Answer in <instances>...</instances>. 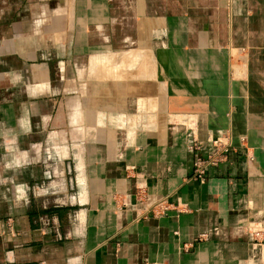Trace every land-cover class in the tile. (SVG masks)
I'll list each match as a JSON object with an SVG mask.
<instances>
[{
  "label": "crops",
  "instance_id": "crops-1",
  "mask_svg": "<svg viewBox=\"0 0 264 264\" xmlns=\"http://www.w3.org/2000/svg\"><path fill=\"white\" fill-rule=\"evenodd\" d=\"M262 224L264 0H0V264H264Z\"/></svg>",
  "mask_w": 264,
  "mask_h": 264
},
{
  "label": "built area",
  "instance_id": "built-area-1",
  "mask_svg": "<svg viewBox=\"0 0 264 264\" xmlns=\"http://www.w3.org/2000/svg\"><path fill=\"white\" fill-rule=\"evenodd\" d=\"M226 138V137H225ZM214 145L216 146V150L212 153H208L206 155H199L196 153L193 160V168H192V177L197 180H204L206 177V171L209 167L215 166L218 163L226 160L228 153V142L223 141L220 138L214 140ZM201 143L199 141H195L189 145L191 150H199ZM162 205V204H161ZM167 206H161L159 214L164 213L167 210ZM250 235L252 238L253 244L259 246L262 258H264V224L253 228L250 231ZM147 264H164V263H147Z\"/></svg>",
  "mask_w": 264,
  "mask_h": 264
},
{
  "label": "rangeland",
  "instance_id": "rangeland-1",
  "mask_svg": "<svg viewBox=\"0 0 264 264\" xmlns=\"http://www.w3.org/2000/svg\"><path fill=\"white\" fill-rule=\"evenodd\" d=\"M259 247V246H258ZM261 252V251H260ZM261 256H262V254H261Z\"/></svg>",
  "mask_w": 264,
  "mask_h": 264
}]
</instances>
